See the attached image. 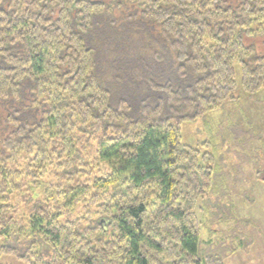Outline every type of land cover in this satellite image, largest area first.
Returning a JSON list of instances; mask_svg holds the SVG:
<instances>
[{
	"label": "trees",
	"instance_id": "1",
	"mask_svg": "<svg viewBox=\"0 0 264 264\" xmlns=\"http://www.w3.org/2000/svg\"><path fill=\"white\" fill-rule=\"evenodd\" d=\"M114 4L142 21L124 38L109 33L99 74L100 47L88 36L106 15L121 28ZM147 29L161 40L146 38L151 66ZM254 35L264 36V0H0V124H12L0 135V264L4 255L217 264L200 249L216 231L195 204L220 196L226 175L216 154L181 142L180 124L233 98L238 82L246 93L264 87V54L243 42ZM113 68L119 82L141 77L145 94L114 95ZM29 96L23 109H7ZM77 204L83 215L70 219Z\"/></svg>",
	"mask_w": 264,
	"mask_h": 264
},
{
	"label": "rangeland",
	"instance_id": "2",
	"mask_svg": "<svg viewBox=\"0 0 264 264\" xmlns=\"http://www.w3.org/2000/svg\"><path fill=\"white\" fill-rule=\"evenodd\" d=\"M104 1L108 5L109 2H114V0ZM113 6V18L118 20L117 24H121V28L114 30L111 19L106 15L99 18L102 21L95 24L88 36L89 39H95L92 42L97 46L96 50L100 47L97 51L99 74L104 68V63H101L104 61L101 46L103 42L107 43L106 40H109V33L121 34L124 38L125 32L131 29V23L142 21L140 18L129 17L125 20L126 14L122 11V6L119 9L115 4ZM127 6L137 11V6L132 7L129 4ZM143 33L145 35L141 34V43L145 64L151 66L153 60L150 52L145 53L144 46L147 44L146 38L154 34L149 35L148 29ZM153 38L161 41L158 36H153ZM243 42L246 45H252L258 54H264V36H244ZM124 48L131 49L132 45H125ZM135 48L139 50L140 47ZM106 59H109V55ZM115 69L113 68L111 72L112 81L110 83L114 95L127 92L139 99L145 94L146 90L141 77L137 80L128 78V84L119 82L115 75H119L120 72L116 69L117 74H115ZM107 72L109 74V66ZM141 72L142 76L147 74L146 70L142 69ZM116 82L119 83L117 84L119 88L115 87ZM28 98L29 100H23V103H6L7 109L13 113L16 108L23 109V105L30 104V96ZM155 101L152 97H144L146 105H153ZM131 103L134 102L131 101ZM123 104L124 109L127 110L129 105ZM135 107L137 105L134 103L129 109L133 115L137 110ZM38 113V110L31 112L33 118ZM3 127H7V130ZM11 127L12 124L3 120L0 124V135L9 131ZM180 128L181 142L201 152L209 151L216 154L222 171L226 175L225 190L220 189V196L211 194L209 197L198 198L196 201L199 219L203 220L206 225L210 223V227L216 231L211 236L213 237L212 240L210 239L211 243H200V249H204L209 256L217 254L220 259L217 264H264V87L256 92L246 93L238 82L233 91V98L219 101L215 107L203 115L182 122ZM94 147L95 145L89 147V158L95 153ZM205 204H208V207ZM81 205L79 204L70 214V219L77 217L76 213L81 209L79 207ZM83 212L82 214L78 212V214L83 215ZM200 232L201 240L206 242L210 236L208 231L202 229ZM1 263L28 264L12 255L2 256Z\"/></svg>",
	"mask_w": 264,
	"mask_h": 264
}]
</instances>
